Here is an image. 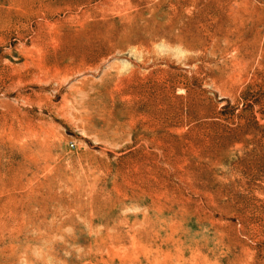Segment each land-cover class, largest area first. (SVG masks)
<instances>
[{"label": "rangeland", "instance_id": "374dc122", "mask_svg": "<svg viewBox=\"0 0 264 264\" xmlns=\"http://www.w3.org/2000/svg\"><path fill=\"white\" fill-rule=\"evenodd\" d=\"M0 264H264V0H0Z\"/></svg>", "mask_w": 264, "mask_h": 264}]
</instances>
